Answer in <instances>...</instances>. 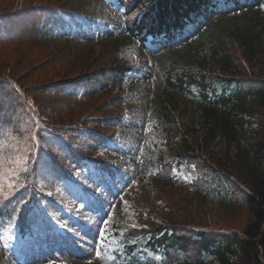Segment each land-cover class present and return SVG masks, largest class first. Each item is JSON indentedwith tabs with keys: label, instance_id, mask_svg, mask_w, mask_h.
Instances as JSON below:
<instances>
[{
	"label": "rangeland",
	"instance_id": "1",
	"mask_svg": "<svg viewBox=\"0 0 264 264\" xmlns=\"http://www.w3.org/2000/svg\"><path fill=\"white\" fill-rule=\"evenodd\" d=\"M50 7L70 12L82 21L90 15L100 28H104L105 14L116 16L115 10L97 0H0V18L32 10L41 14ZM223 20L230 26L234 23L230 14H225ZM227 45L239 68L247 70V76L264 81V35L257 46L256 60L248 64L237 42ZM26 55L22 63L25 66L19 70L15 51L0 48V82L9 81L27 102L25 109L14 105L15 119L22 120L24 113L29 115L34 123L30 136L36 146L37 130L52 132L53 128L67 131L75 141L74 148H80L83 142L76 134L78 129L80 134L95 132L98 138L111 136V141L116 139L117 143L110 148L99 145L91 156L105 163L108 171L99 164L90 165L82 173L71 171L69 178L49 186L54 193L44 195L38 212H33L32 234L19 233L20 216L12 215L0 223V264H161L160 255L148 248V235L157 230L241 236L248 214L236 188L248 189L232 175L214 169V163L190 164L187 158L178 159L175 149L168 146L169 132H183L192 141L196 138L192 137L194 129L198 135L205 130L200 112L177 97H168L165 90V81L173 69L175 75L183 71L199 74L197 67L189 69L174 63L159 46L141 52L131 42L124 44L121 38L90 43L60 36L37 44ZM200 55L208 57L209 50H202ZM51 59L47 78L24 79L33 66ZM119 64L131 70L119 88L87 98L73 99L54 91L42 94L44 116H40L33 97L16 82L18 79L26 87L42 88L52 81L57 84ZM213 88L221 90L217 83ZM119 96L124 102L121 108L115 107ZM263 116L264 110L256 111L255 118ZM113 119L123 125L112 129L101 124V120ZM244 120L247 132L257 130L254 117L245 116ZM58 135L67 140L66 134ZM28 138L26 135L9 143L7 130L0 135V207L6 202L8 207H14L20 201L17 196L24 188V175L36 161V151L29 160ZM217 141L210 146L213 158L221 157L223 152L221 141ZM84 142L89 144L90 140ZM48 161H38L41 169L34 186L38 190L43 188L41 174L55 176ZM202 168L206 170L207 183L201 181L191 187L190 183L198 178L197 169ZM237 198L236 204H229Z\"/></svg>",
	"mask_w": 264,
	"mask_h": 264
},
{
	"label": "trees",
	"instance_id": "2",
	"mask_svg": "<svg viewBox=\"0 0 264 264\" xmlns=\"http://www.w3.org/2000/svg\"><path fill=\"white\" fill-rule=\"evenodd\" d=\"M97 2L116 11L115 17L104 15V28H100L90 15H85L87 20L82 21L70 12L53 7L46 8L41 14L32 10L2 17L0 48H12L15 51L14 59L18 60L16 68L20 70L25 66L22 63L27 58V51L35 50L37 44L60 36L76 37L90 43L121 38L124 44L131 42L141 52L159 46L170 54L174 63L189 69L197 67L199 74L183 71L175 75L173 69L165 81V90L168 97H177L199 111L206 124L205 130L198 135L194 129L192 137L196 138L193 137L192 141L183 132H169L168 146L175 149L178 159L187 158L190 164L214 163V169L218 168L241 182L248 191L236 188V193L247 210V224L241 236L236 233H192L191 230L161 229L148 235V248L160 255L161 264H264V116L255 118L257 110H264V81L247 76V70L239 68L227 45L230 41L237 42L247 64L256 60L257 46L264 35V0ZM225 14L232 15V26L224 22ZM204 49L209 50L208 57H201ZM34 55L35 51L32 53ZM52 63L51 59L33 66L24 79L47 78ZM212 68L216 71L211 72ZM130 71L120 64L115 68L105 66L57 84L49 82L42 88L32 85L26 87L18 79L16 82L26 95L33 97L40 116H44L42 94L54 91L74 99L111 92L124 83ZM214 83L220 85L221 90L213 88ZM117 99L115 107L121 108L123 99L120 96ZM14 105L25 109L27 102L9 81L0 82V135L7 130L11 137L9 143L29 135V160L34 158L36 151V161L29 174L24 175L26 182L17 196L19 203L8 207L6 202L0 207V223L12 215L20 216L19 233L26 236L32 234L34 223L31 221L35 218L34 213L38 212L39 203L44 201V195L54 193L49 186L54 181L67 176L69 178L71 171L82 173L90 165L95 167L99 164L98 167L103 171H108L105 163L92 160L91 156L99 145L110 148L117 141H111L112 137L106 135L95 137V132L80 134L78 129L76 134L83 142L80 148H74L72 144L75 141L67 131L53 128L52 132L37 130L36 146L34 137L30 136V130L34 127L32 119L26 113L22 120L15 119ZM245 116L257 120L255 132H247ZM101 124L112 129L123 125L117 119L101 120ZM58 133L66 134L67 140L64 141ZM85 139L90 140V143L85 144ZM217 139L221 141L223 152L221 157L213 158L210 146ZM41 158L49 160V169L55 176L41 174L39 178L43 188L38 190L34 186L36 175L41 169V163L38 162ZM197 172L198 178L190 183L191 187H196L201 181L207 183L206 170L197 169ZM239 198L231 202L229 199L228 202L230 205L236 204ZM43 219L47 220V216ZM231 258H235V261L231 262Z\"/></svg>",
	"mask_w": 264,
	"mask_h": 264
}]
</instances>
